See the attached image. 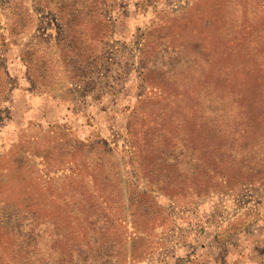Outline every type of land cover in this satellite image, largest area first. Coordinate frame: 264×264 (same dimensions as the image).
Wrapping results in <instances>:
<instances>
[{"label":"rangeland","instance_id":"374dc122","mask_svg":"<svg viewBox=\"0 0 264 264\" xmlns=\"http://www.w3.org/2000/svg\"><path fill=\"white\" fill-rule=\"evenodd\" d=\"M252 227L264 0H0V264H236Z\"/></svg>","mask_w":264,"mask_h":264},{"label":"crops","instance_id":"0c3cea01","mask_svg":"<svg viewBox=\"0 0 264 264\" xmlns=\"http://www.w3.org/2000/svg\"><path fill=\"white\" fill-rule=\"evenodd\" d=\"M259 228V227H258ZM236 242L234 256L236 258V264H264V249L259 252L255 248L256 245L264 243L260 233L254 231V227L249 228L247 231H243L241 234L235 236ZM217 248L214 245H207L201 249V256L198 259L199 264H221L218 260ZM185 264H196L193 261Z\"/></svg>","mask_w":264,"mask_h":264},{"label":"trees","instance_id":"16d2710c","mask_svg":"<svg viewBox=\"0 0 264 264\" xmlns=\"http://www.w3.org/2000/svg\"><path fill=\"white\" fill-rule=\"evenodd\" d=\"M184 154H187V153H184V149L182 147H178L175 149L174 154H172L173 155L172 157H173V159H177L178 155H184ZM168 155L169 154H166L164 156V158H167ZM75 249H80V248H75ZM26 250H27V248H24L23 255L27 253ZM80 253H82V252H80ZM22 264H26V263H22Z\"/></svg>","mask_w":264,"mask_h":264}]
</instances>
